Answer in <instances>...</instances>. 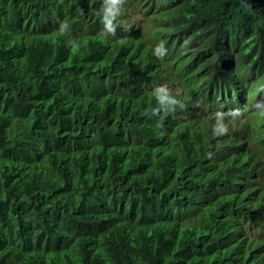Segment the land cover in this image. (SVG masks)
Wrapping results in <instances>:
<instances>
[{
  "label": "trees",
  "instance_id": "obj_1",
  "mask_svg": "<svg viewBox=\"0 0 264 264\" xmlns=\"http://www.w3.org/2000/svg\"><path fill=\"white\" fill-rule=\"evenodd\" d=\"M258 152L264 0H0V264H264Z\"/></svg>",
  "mask_w": 264,
  "mask_h": 264
},
{
  "label": "clouds",
  "instance_id": "obj_2",
  "mask_svg": "<svg viewBox=\"0 0 264 264\" xmlns=\"http://www.w3.org/2000/svg\"><path fill=\"white\" fill-rule=\"evenodd\" d=\"M222 110L219 105H212L210 112L218 114ZM230 176L222 187L234 193L232 201L227 204L232 206V216L237 220L246 218L259 236L261 233L264 243V153L258 152L254 160L248 159L237 165L235 173ZM215 193L222 192L216 189Z\"/></svg>",
  "mask_w": 264,
  "mask_h": 264
}]
</instances>
